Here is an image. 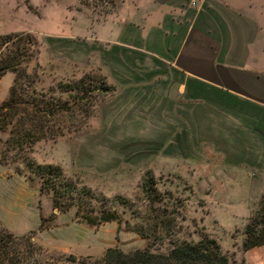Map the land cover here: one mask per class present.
<instances>
[{
    "label": "rangeland",
    "instance_id": "1",
    "mask_svg": "<svg viewBox=\"0 0 264 264\" xmlns=\"http://www.w3.org/2000/svg\"><path fill=\"white\" fill-rule=\"evenodd\" d=\"M137 6L138 0H0V37L7 34L21 37L18 42L24 43L26 50L32 53L17 71L0 76V104L13 87L19 97L29 100L24 107L30 112L31 96L39 99L36 103L42 106V103L55 102L58 96L63 100L74 95L75 91L63 92L62 89L79 79H83L85 85L99 78L106 82L101 62L94 53L92 26L108 17L134 15ZM26 35L33 42H23ZM5 52L1 45L0 56ZM107 97L95 101L92 115L78 131L54 139L27 140L18 125L20 113H15L10 121L7 117L1 121L0 116V166L3 173L22 177L37 191V208L45 214L43 229L54 227L59 217L65 222L62 227L76 222L75 204L84 195L80 191L82 187L94 196L90 200L95 209L113 211L121 218L118 224L111 221L96 227L77 221L81 228L75 232L69 229L73 239H83L79 243L87 248L86 255L60 249L61 244L55 241L58 238L55 230H48L44 235L37 230L19 235L0 225L1 238L11 235L4 245L6 253L0 255V264H9V260L13 264H75L80 258L93 263L102 258L106 248L113 247L124 252L146 248L153 253H165L175 242H196L203 235L218 244L230 264L264 261V246L262 250H245L242 246L244 225L239 226V221L235 222L236 227L232 222L218 227L216 222L203 220L209 212L203 192H209L210 188L191 186L171 172L169 162L160 165L155 161L158 145L154 141L153 122H111ZM77 117V113L70 118L59 116L57 119L61 122L54 126L62 124V119L65 123H75ZM47 124H52V120ZM36 165L56 166L62 176L40 174ZM147 175L152 176L155 190L159 192L152 213L159 216L164 213L162 208H166L165 214L174 210L170 234L160 240L152 241L151 235L148 240L141 238L133 230L141 226L149 231L143 218L150 216L151 211L140 191ZM3 192L28 193L22 183L6 185L0 181V193ZM263 198L264 189L251 198L250 213ZM55 200L62 206L68 203L72 206L61 211L60 207H53ZM95 212L86 214L97 216ZM162 233L157 227L155 234L162 236ZM71 257L75 260L70 261Z\"/></svg>",
    "mask_w": 264,
    "mask_h": 264
},
{
    "label": "crops",
    "instance_id": "2",
    "mask_svg": "<svg viewBox=\"0 0 264 264\" xmlns=\"http://www.w3.org/2000/svg\"><path fill=\"white\" fill-rule=\"evenodd\" d=\"M137 7L92 26L94 53L113 88L110 121H152L155 161L169 162L191 186L210 188L203 220L243 227L251 198L264 189V0H138ZM0 181L28 191L0 193L4 229L55 230L60 249L87 254L83 239L68 232L80 223L62 227L59 217L39 231L45 214L37 191L1 166Z\"/></svg>",
    "mask_w": 264,
    "mask_h": 264
},
{
    "label": "trees",
    "instance_id": "3",
    "mask_svg": "<svg viewBox=\"0 0 264 264\" xmlns=\"http://www.w3.org/2000/svg\"><path fill=\"white\" fill-rule=\"evenodd\" d=\"M21 37L15 35H4L0 37V46L3 45L6 52L3 56H0V76L5 72H14L19 67L21 63L27 62L32 53L26 50L24 43H19ZM23 42L32 41L29 36H25ZM18 42V43H17ZM16 43L14 46L13 44ZM24 68H21L23 72ZM83 79L73 82L72 84L65 85L62 89L63 92L75 91L74 95H68L67 99L60 100L59 96L56 98L55 102L42 103L39 106L35 96H31L30 99V112H27V108L24 107L29 103L28 99L19 97L15 93V88L13 87L10 91L9 96L6 100L2 101L0 104V116L1 121L6 117L8 121L15 115V113H20V118L18 125L22 134L30 141H36L39 139H54L58 136H62L66 133L78 131L80 127L86 124V120L92 115L95 101L100 97L106 96L113 91V88L105 83L102 78H99L92 84H84ZM37 100V101H36ZM22 105L23 107H18ZM34 109L33 111H31ZM78 117L75 119L76 122H63L62 124L54 126V123L61 122L57 119L59 116H64L70 118L75 114ZM3 118V119H2ZM52 120V124L47 123ZM65 121V120H64ZM5 123V122H4ZM73 128L71 129V126ZM36 169L42 173H47V175L54 174L56 177L60 178V170L53 165H36ZM46 175V177H47ZM69 184H66L68 186ZM51 187L55 189V184ZM69 188H71L69 186ZM88 198H83L77 200L75 204V218L76 221H83L86 225L96 227L105 222L115 221L117 224L120 223L121 218L113 211L108 210H98L91 205V200L94 196L85 188L80 190ZM141 194L144 196L146 205L151 215L147 218L144 217L143 220L147 225V230L143 227L133 229L141 238L149 239L150 235L153 240L162 239L170 234L171 226L173 225V212L169 211L165 214L166 208H162L164 213L161 215H156L152 213L154 210L155 198L159 195V192L155 190L154 180L151 175H147L141 182L140 185ZM61 195V193H57ZM68 203L64 206L60 205L59 200L53 202V207H60L61 211L70 208L72 205ZM81 210H85L86 213L95 212L97 216H90L89 214L82 213ZM40 223L38 230L44 228L42 221L43 217L39 216ZM157 227L162 229V236L155 234ZM4 229V228H3ZM118 229V228H117ZM6 230V229H5ZM33 233V232H31ZM10 234H6V239L0 237V255L6 253L5 243L10 237ZM264 244V198L258 203V207L253 209L249 214L244 227H243V241L242 246L245 250L260 247ZM70 261L75 259L71 257ZM9 264L11 260L8 261ZM1 263V259H0ZM75 264H230L224 254L219 250L218 244L213 240L208 238L206 235L196 241V242H175L172 247H170L165 253H153L148 249H135L132 251L124 252L118 248H106L102 258L96 260L93 263H89L85 258H80L75 261ZM258 264H264V261Z\"/></svg>",
    "mask_w": 264,
    "mask_h": 264
},
{
    "label": "built area",
    "instance_id": "4",
    "mask_svg": "<svg viewBox=\"0 0 264 264\" xmlns=\"http://www.w3.org/2000/svg\"><path fill=\"white\" fill-rule=\"evenodd\" d=\"M196 0H190L191 5H195Z\"/></svg>",
    "mask_w": 264,
    "mask_h": 264
}]
</instances>
